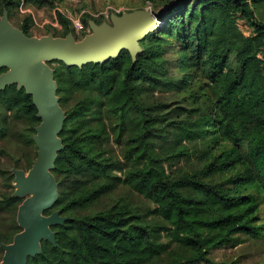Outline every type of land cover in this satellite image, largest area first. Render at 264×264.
<instances>
[{
	"label": "trees",
	"instance_id": "trees-1",
	"mask_svg": "<svg viewBox=\"0 0 264 264\" xmlns=\"http://www.w3.org/2000/svg\"><path fill=\"white\" fill-rule=\"evenodd\" d=\"M26 3L56 9L53 0ZM143 3L157 13L169 7L135 59L125 49L105 63H49L66 120L51 171L58 199L44 215L59 212L66 221L51 227L56 243L42 240L27 264H219L212 251L236 246L239 235L264 237V17L256 13L264 0ZM17 4L0 0V18ZM57 16L65 38L71 22ZM238 19L254 33L246 36ZM32 23L26 17L19 27L27 37ZM8 71L0 68V76ZM177 91L193 104L142 99ZM33 101L18 84L0 90V140L10 135L31 148L17 166L27 171L38 158L42 123ZM17 123L25 134L15 132ZM191 159L197 166L183 165ZM24 201L0 193V213L14 219L0 231L1 258V246L23 231L17 219Z\"/></svg>",
	"mask_w": 264,
	"mask_h": 264
},
{
	"label": "water",
	"instance_id": "water-1",
	"mask_svg": "<svg viewBox=\"0 0 264 264\" xmlns=\"http://www.w3.org/2000/svg\"><path fill=\"white\" fill-rule=\"evenodd\" d=\"M164 11L146 10L113 17V26L93 27L95 37H87L81 43H76L72 36L66 39L27 37L9 24L7 12L4 20H0V68L9 69L0 76V90L12 84L24 87L34 97L38 117L42 119L34 139L38 158L30 174L26 177L23 171L14 170L19 182V190L14 196L30 197L18 212V223L25 230L16 235L12 246L7 247L10 253L4 256L3 264H27L29 257L41 253L42 240L56 243L51 227L66 221L59 212L44 215L58 199V184L51 171L58 152L63 149L59 134L66 120L59 105L54 72L44 63L60 60L68 66L79 67L105 63L117 58L125 49L135 59L142 50L139 42L160 27L159 16Z\"/></svg>",
	"mask_w": 264,
	"mask_h": 264
},
{
	"label": "rangeland",
	"instance_id": "rangeland-1",
	"mask_svg": "<svg viewBox=\"0 0 264 264\" xmlns=\"http://www.w3.org/2000/svg\"><path fill=\"white\" fill-rule=\"evenodd\" d=\"M53 1L56 4V9L31 6L26 3V0H18V4L12 10V15H9L8 13L6 14L8 16V22L13 27L19 29L26 17H32L33 23L30 30L31 38L43 39L53 37L55 39H66L68 36H72L76 43H81L87 37H95L93 27H103L105 25L110 27L113 26V17H121L124 14L146 10H152L157 13V11H154L153 5L149 3L145 5L143 0ZM168 7L169 6H164L163 9ZM57 11L61 12L65 18L71 22L70 28H72V32L65 38L62 37V33H64L65 29L59 22ZM256 13L258 19L261 20V17H264L263 9L261 14H259V12ZM0 20L3 21L4 16L0 18ZM160 22L162 23L161 20ZM238 25L246 36H250L254 33L253 27L246 20L238 19ZM168 56L174 57L173 51L168 53ZM44 64L51 69L49 63L45 62ZM184 96V92L181 91L170 94L144 93L142 99L147 103L168 101L174 103L176 106L192 105V100H187ZM194 101L197 100L194 99ZM197 104L203 105V101H198ZM195 106L198 107L197 105ZM4 118L5 115L3 113L0 114V121H3ZM13 129L16 133L25 134V125L23 123H17L14 125ZM30 154L31 148L28 145H25L22 140H18L10 135L0 140V193H13L14 195L17 193L19 190V182L16 179L14 170H21L25 173V176L28 177L30 170L27 171L24 168H18L17 166L20 164L25 165V159ZM183 165L187 168H193V166H197V163L195 159H191L188 164L183 163ZM12 175L13 178H11ZM124 192L123 189H120L114 197ZM29 197L30 195L24 196L25 200ZM108 201L109 199H105L99 208L106 206L109 203ZM135 201L141 206L144 205L141 198L136 197ZM261 217L264 219V204L261 206ZM13 225L14 219L10 213L6 211L0 213V231L2 233H7L9 228ZM238 237L241 239V243L236 246L229 245L212 251L209 256L210 259L219 264H262L264 262V237L259 240H253L246 235H239ZM12 245L13 244H4L1 246L4 256L10 253L7 247ZM3 246L6 247L4 248ZM3 263L4 257L1 258L0 253V264Z\"/></svg>",
	"mask_w": 264,
	"mask_h": 264
},
{
	"label": "bare ground",
	"instance_id": "bare-ground-1",
	"mask_svg": "<svg viewBox=\"0 0 264 264\" xmlns=\"http://www.w3.org/2000/svg\"><path fill=\"white\" fill-rule=\"evenodd\" d=\"M32 196H34V194H32Z\"/></svg>",
	"mask_w": 264,
	"mask_h": 264
}]
</instances>
